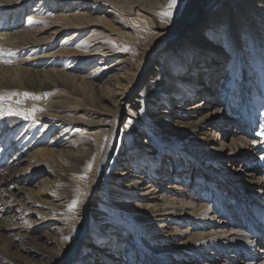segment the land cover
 <instances>
[{"label":"bare ground","instance_id":"bare-ground-1","mask_svg":"<svg viewBox=\"0 0 264 264\" xmlns=\"http://www.w3.org/2000/svg\"><path fill=\"white\" fill-rule=\"evenodd\" d=\"M166 4L167 0H0V46L15 48V54L29 50L18 54L15 73L25 70L27 77H35L32 83L38 84V91L61 85L84 97V85L92 95L100 92L92 99L108 100L116 109L91 105L97 116L83 121L78 111L58 116L54 108L71 105L64 99L65 88L55 89L46 101L53 109L41 113L46 120H25L20 128L0 116V157H6L9 145L15 148L11 137L22 144L11 163L0 168V183L4 171L25 161L17 179L41 169L48 173L38 178L39 195L60 197L66 185L56 168L97 154L101 134L109 133L96 156L99 168L79 187L81 227L74 232L69 220L55 227L61 234L73 232L70 241H58V254L69 249L60 264H131L122 254L136 246L143 260L135 264H156L146 247L154 248L166 264H264V118H253L256 109L264 116V0H178L165 24L156 13ZM24 11V20L18 19ZM41 32L46 36H36ZM52 42L57 44L53 49ZM144 74V85L132 94ZM111 84L117 99L102 92ZM74 103L75 110L82 106ZM124 104L128 111L119 130ZM226 119L234 124V138L226 135ZM243 122L250 131L258 126L254 139L238 134ZM212 128H217L213 135ZM119 131L116 164L107 171L99 193L90 196ZM156 132L157 147L151 144ZM175 136L191 154L179 149ZM152 146L154 151L147 153ZM226 160L230 164H224ZM191 180L206 192L200 201L188 188ZM58 204L67 206L68 199ZM48 208L38 223L60 220L55 218L59 207ZM136 215L141 216L139 225ZM89 216L94 226L86 233ZM22 220L25 231L30 222Z\"/></svg>","mask_w":264,"mask_h":264},{"label":"rangeland","instance_id":"rangeland-1","mask_svg":"<svg viewBox=\"0 0 264 264\" xmlns=\"http://www.w3.org/2000/svg\"><path fill=\"white\" fill-rule=\"evenodd\" d=\"M29 6L31 7V5H29ZM26 13H27V11H24L22 13V15L20 16V18H18V19L24 20ZM133 14L134 13H131L129 15L133 16ZM46 34L47 33H45V32H41L40 35H36V36H46ZM51 46H52L51 48L53 49L57 46V44H54V42H52ZM0 49L6 50V51L0 53V110H9L10 109V110L19 111V112L23 113V115H9L8 117L4 116L5 117V118L3 117L4 120H6L7 118H8V120L11 119V121L14 120L13 122L15 123V125L17 123V126H20V125L22 126L23 123L29 119L35 120L36 123L41 122V120H46L47 119L46 116L44 118H42V116L40 117L41 113H43L45 110L46 111L51 110L47 106L46 101H48L49 98L53 95L52 92L55 89H58L59 91H64L63 89H65V88H66L67 93H66L64 99L66 98L71 103V105H72V103L75 102L76 104L78 103L79 105H82V106H80V108H78L76 110H75V108H73L74 105L73 106L67 105L68 107H56V108H54V112L58 116L69 115L71 112L78 111L76 115L80 114V115L84 116V118L81 117L82 118L81 121H83V119L89 120V119L95 118L94 116H97L96 113H92L90 110V107H92L91 105H94V104L95 105L96 104L97 105L98 104L107 105L106 106L107 109H109L110 111H113V112L116 111V109H113L115 107L113 105H111L110 103H108V100L104 101V100H102V98H100V101H97V100L92 99V97H98L100 95V92L95 91L94 94L92 95L91 92L88 91L89 89L87 87H85L84 85L80 86L81 93L85 94L84 97L81 94H76V92H73V90H71L70 88H67V87H64L61 85H58L57 87H53V86L43 87L38 91V89H37L38 84L35 85L32 83L35 77H32V76L27 77V74L24 72L25 70H21L20 68L18 70H21V72L15 73L17 71L14 70L15 67H19L17 60L19 61L20 56L18 54L28 53L29 50L24 51V49H21V51H19L15 54V53H12L14 50H16L13 47L9 48L8 46L4 45V46H0ZM5 59L10 61V62H5L6 61ZM83 70L86 71L87 68L83 69ZM145 76L146 75L144 74L141 77V79L139 80L138 84L133 87L132 94L134 92L135 93L138 92L142 83L144 85L143 80H144ZM115 90H116V88H114V86H112V84H111V85H108V87L105 90H102V92L104 91L105 92L104 95H106V97L108 96V98L112 99L114 96H117V95H114ZM262 92H264V91H262ZM13 93H16V95H12ZM24 93L34 94V96L39 97V98L37 99V98H33V96H25ZM86 95L88 96V98ZM86 99H88L89 101ZM113 99H117V97H114ZM29 103H30V105L26 106ZM70 103H68V104H70ZM126 104L123 105L122 116L118 117L119 121L117 120V127L119 126V130L125 121L124 119H125L126 113L128 111ZM237 105H238V99L234 101L233 107L236 109ZM31 107H35V108H31ZM34 109H40V110L34 111ZM249 110H252V106L249 107ZM260 110L261 111H258V109H256V111L253 112V118H255V121H257V122H258L259 116L264 118V116L261 115L262 109H260ZM38 111H40V112H38ZM51 111H53V109ZM255 112H257V114ZM124 113H125V115H124ZM114 114L117 117L118 112H115ZM25 117H27V118H25ZM226 121H227V123L225 124L226 127H224V128L227 131L229 130V133L228 134L226 133V135L234 138V136H236V135H233L232 131L230 130L234 124H228V122L231 121L229 119H226ZM244 123L245 122L240 124V126H239L240 128H238V131H239L238 134L245 137V140H247V141H248V139H251V138L254 139V136L256 134L255 132L258 131V129H259L258 126H253L252 130L250 131V129L246 126L247 124L245 125ZM77 124L79 127L80 126L83 128L85 127L84 125H82V123H77ZM257 124L258 123H256V125ZM39 125H41V124H37V127H39ZM21 126H20V128H21ZM94 129H96V128H90V131L91 130L93 131ZM215 130H217V128H212V130H211L212 135L214 134ZM57 131H58V129H57ZM54 133L55 132L52 131L46 136L48 138H47V142H46V140L44 142L45 146H47L46 144H48V141H50L49 139L52 137V135H54ZM108 134L109 133H107V132H105V133L103 132L101 134V138H100L101 143L99 144L98 150L96 151L97 154H99V152L102 150L103 142L108 137ZM120 136H121V132L120 131H119V133L116 132L115 138H113V140H112L113 141L112 145H111L112 147L110 148L109 153L105 157V159H104L105 161H103V163H102V166L103 165L104 166L100 167L101 168L100 172H99L100 176L98 175V177L96 179V184H95L93 190L89 193V195L91 194L90 196L94 195V193H96V192L99 193V191H100L99 188H100V186L104 180V177H105L107 171L112 169V166L114 164H116L115 160L117 159V156H118L117 151H119V148H120V146H118ZM144 136H145V134H143L141 136V138L147 139V138H145L146 136L145 137ZM157 136H159V134L156 132V136H153V138L151 139V144H153V145L155 144L156 147H157V143H158ZM128 139H129V137H128ZM10 140H11L12 144L15 143V146H14L15 148H13L12 145L11 146L9 145L10 148H9V150L6 151V157H0L1 158L0 168L5 167L7 165L6 163H8L9 160L11 163L12 157L14 156L16 151L21 149L22 144L18 145L17 142H14V140H12V137H11V139H9V141ZM2 141H4V139L3 140L0 139V143ZM173 141L176 142V144H179L178 145V147H180L179 149H182L183 151H185L187 153V155L192 153V152L187 151L183 148V139L179 138L178 136H175ZM43 145L44 144H40L38 146H43ZM167 145L170 146L169 144H167ZM178 147L175 146L174 148H178ZM5 149H6V147H5ZM152 150L154 151L153 146H152V148H149V151H147V153L151 152ZM97 154L93 153V154H90L89 156L78 157V158H76L75 165H72L69 167H62L61 166V167L56 168V172H58V173L62 172L63 173V174H61L60 178H62L63 184L66 185V189H64V192H63L64 195L62 194L63 196L60 195V197L56 196V195L52 196V195H48V194L39 195L37 193L38 188L36 187V184L39 183L38 178L47 173L45 169L44 170L41 169V171L36 173V174H29V175L24 176L22 179H17L14 176L20 171V169H18V167H22V168L25 167L27 162L24 161L21 164H19V166L14 167L13 170L8 169L7 171H4L2 173L3 177H2V181L0 183V264H60V263H62V261L64 260V258L66 256V252H68L69 249L64 248L65 251H63L61 254H58V252L60 251L59 250L60 242L58 243V241L60 238H65V237H67V239H65L64 242L70 241L71 240L70 238L73 237V235H72L73 232L68 231L65 234H61V232L58 231V229H55V227L58 226L57 225L58 221L62 222L63 220L64 221H67V220L71 221V223L73 225V231L74 232L78 228L81 227L82 223H80V220L78 219L79 218L78 217V212H79L78 209L80 207V203H79V201H80L79 200L80 190H79V187L80 186L83 187L84 184L87 183L86 181H91L92 177L94 176V171L96 170V168H99L98 165L96 164L97 163V160H96ZM85 159H86V161H85ZM162 162H161V164H162ZM226 163L230 164V161L227 162V160H226L224 164H226ZM229 164L227 165V167L230 169L231 167ZM89 165H90V167H89ZM254 166L261 167L262 165L255 164ZM190 170L191 169H189V171ZM75 176H76V178H75ZM82 176L84 177L83 179H81ZM196 177H197V175H195V178ZM6 179H8V181H6ZM173 182H174V180H173ZM166 184H168V183H166ZM192 184H194V185H192ZM187 185H188V188L191 187V190L193 193H195V195L197 194L196 199L198 201H200V199H201L200 195L203 194L205 192V190L199 191V189L195 187L197 184L195 182L193 183V180H191L190 183H188ZM67 187L69 189H67ZM244 187H246V186H244ZM31 192H33V193H31ZM192 192H190L191 195H193ZM207 195H208V197H207V200H208V198L209 199L211 198V194L208 192ZM107 197H108V199H111L110 196H107ZM192 197H194V196H192ZM65 199L66 200L68 199V205L67 206H64L62 204H58L62 200H65ZM7 201L13 202V203L15 202L16 204H20V207H17L16 205L11 206V207L10 206L6 207V204L4 202H7ZM73 201H78V202L73 206ZM236 201L237 200H234V203H236ZM49 206H53L55 208L59 207V211L57 213H55V218H58L60 220H52L48 223L47 222L38 223L39 221H42V218H41L42 216H45V217L47 216ZM23 207H25L26 209L24 210ZM32 209H34L36 212ZM137 215L134 217V219H135L136 223L139 225V222L141 220V216L137 217ZM22 219H26L27 222H30V224L27 225L28 228L25 231L22 228V226H25V223L23 222ZM119 222H120V220H119ZM86 223L87 224H85V226L87 225V228H86L87 230H85V231L87 233L88 230L93 228L91 226H94V225H92L93 219L89 216L87 218ZM165 224L168 226L174 225V223H168V224L165 223ZM185 225L186 224H183V225H179L177 227L181 228L182 226H185ZM19 226H21V227H19ZM88 228H90V229H88ZM166 229H168V228H166ZM120 231H124V228H123V230L120 229ZM123 233H125V232H123ZM63 235H64V237H63ZM88 241H89V239L86 240V242H88ZM104 241L106 242V239ZM104 241H103V243L102 242L100 243L98 241L99 245H103L105 243ZM82 246H84V245L82 244ZM136 247H131V250L128 251L127 254H122L125 247H121V249H120L121 254L126 256L128 258L127 261L129 262V260H130L131 264H135L134 262H137L138 259H139L138 261L143 260V259L141 260V258L139 256H137V254H136L137 249H134ZM146 248H147V250H145V251L147 254H149V256L151 255L150 258L152 261L156 262V264H163L164 263L163 261L159 260L160 259L159 256L154 254V248H150V247H146ZM117 253H120V252L118 251ZM118 258H120V257L117 256V259ZM117 262H119V260H117ZM142 263H144V261ZM119 264H120V262H119ZM164 264H166V263H164Z\"/></svg>","mask_w":264,"mask_h":264},{"label":"snow or ice","instance_id":"snow-or-ice-1","mask_svg":"<svg viewBox=\"0 0 264 264\" xmlns=\"http://www.w3.org/2000/svg\"><path fill=\"white\" fill-rule=\"evenodd\" d=\"M178 5V0H167V4L166 7L160 11H158L156 14L160 17L161 22L162 23H168L172 17H173V10L177 8ZM29 22H32V18L29 17ZM127 50V49H125ZM6 50L4 49H0V53L4 52ZM5 62H10V61H5ZM12 95H16V93H13ZM25 96H33V98H39L34 96V94L31 93H24ZM36 110H40V109H34V111ZM8 115H23L22 112L19 111H14V110H0V116H8ZM27 118V117H25ZM261 127H264V125H261ZM255 143V141L253 142ZM90 167V165H89ZM84 177L82 176L81 179H83ZM78 201H73V206L77 203ZM65 239H67V237H65Z\"/></svg>","mask_w":264,"mask_h":264}]
</instances>
